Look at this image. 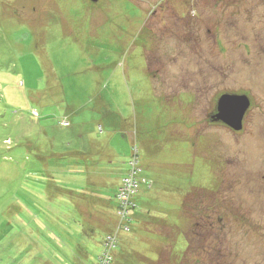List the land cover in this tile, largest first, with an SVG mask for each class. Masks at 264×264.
Returning <instances> with one entry per match:
<instances>
[{
	"label": "rangeland",
	"instance_id": "374dc122",
	"mask_svg": "<svg viewBox=\"0 0 264 264\" xmlns=\"http://www.w3.org/2000/svg\"><path fill=\"white\" fill-rule=\"evenodd\" d=\"M110 235L112 264H264V0H0V264H96Z\"/></svg>",
	"mask_w": 264,
	"mask_h": 264
},
{
	"label": "water",
	"instance_id": "95a60500",
	"mask_svg": "<svg viewBox=\"0 0 264 264\" xmlns=\"http://www.w3.org/2000/svg\"><path fill=\"white\" fill-rule=\"evenodd\" d=\"M91 1L98 2L99 0ZM249 107L250 100L246 95L223 94L218 100L216 119L233 130L240 131Z\"/></svg>",
	"mask_w": 264,
	"mask_h": 264
},
{
	"label": "built area",
	"instance_id": "2783aa9c",
	"mask_svg": "<svg viewBox=\"0 0 264 264\" xmlns=\"http://www.w3.org/2000/svg\"><path fill=\"white\" fill-rule=\"evenodd\" d=\"M133 165V164H132ZM134 167V165H133ZM138 185V181H136L133 176H129L125 178L118 190V202L120 203L119 214L127 217L130 212V205H133V195L136 192V188ZM126 227V226H125ZM105 240V248L103 254H101L100 259L96 264H112V260L110 255L108 254L109 249L114 248L116 244V239L111 235L108 236Z\"/></svg>",
	"mask_w": 264,
	"mask_h": 264
},
{
	"label": "trees",
	"instance_id": "16d2710c",
	"mask_svg": "<svg viewBox=\"0 0 264 264\" xmlns=\"http://www.w3.org/2000/svg\"><path fill=\"white\" fill-rule=\"evenodd\" d=\"M61 125L62 126H64V127H68V126H70V122L68 121V120H65V121H62L61 122ZM139 158H140V150H139V148H138V146L137 145H135V146H133L132 148H131V154H130V157L127 159V162H126V165H127V170H126V172L123 174V178L125 179V178H128L129 176H133V178L136 180V181H138V183H142V181H147V185L148 184H150V185H152L151 184V182H149V180L145 177V175L143 174L144 173V168H141V167H138L137 165L135 166L134 165V167H133V161L135 160V159H138L139 160ZM137 161V160H136ZM139 172V173H138ZM72 175H79V174H77V173H73ZM121 177V178H122ZM141 177V180L140 179H138V178H140ZM121 184L122 183H120L119 184V186L117 187V191H116V195H115V199H117V205H118V198H117V196H118V190H119V188H120V186H121ZM147 185H145L146 187H147ZM120 206V205H119ZM121 208H119V210H120ZM137 210V209H136ZM135 210V211H136ZM131 211H133L132 210V208H131ZM134 211V212H135ZM133 213V212H132ZM118 243H116L115 244V248L117 249L118 248ZM100 255V253L98 254V256Z\"/></svg>",
	"mask_w": 264,
	"mask_h": 264
},
{
	"label": "flooded vegetation",
	"instance_id": "af4514ba",
	"mask_svg": "<svg viewBox=\"0 0 264 264\" xmlns=\"http://www.w3.org/2000/svg\"><path fill=\"white\" fill-rule=\"evenodd\" d=\"M87 2H89V4H95V5H97V4H99L102 0H99L98 2H92L91 0H86ZM218 121V120H217ZM221 122V121H220ZM223 123V122H222ZM223 124H225V123H223ZM226 125V124H225ZM226 126H228V125H226ZM229 127V126H228ZM230 128V127H229ZM230 129H232V128H230ZM235 133H238V132H240V131H235V130H233Z\"/></svg>",
	"mask_w": 264,
	"mask_h": 264
},
{
	"label": "crops",
	"instance_id": "0c3cea01",
	"mask_svg": "<svg viewBox=\"0 0 264 264\" xmlns=\"http://www.w3.org/2000/svg\"><path fill=\"white\" fill-rule=\"evenodd\" d=\"M71 198V197H70ZM72 199V198H71ZM79 199V201H83V199H81V198H78ZM74 200V199H73ZM75 200H77V199H75ZM73 204H74V202H73Z\"/></svg>",
	"mask_w": 264,
	"mask_h": 264
}]
</instances>
